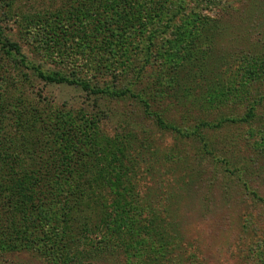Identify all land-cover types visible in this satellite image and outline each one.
<instances>
[{"label":"rangeland","instance_id":"374dc122","mask_svg":"<svg viewBox=\"0 0 264 264\" xmlns=\"http://www.w3.org/2000/svg\"><path fill=\"white\" fill-rule=\"evenodd\" d=\"M88 1L0 0V147L9 150L20 139L9 102L22 92L43 120L54 119L56 109L69 112L72 138L79 129L74 118L83 115V140H129L134 163L116 162L108 182L88 187L81 175L78 191L72 190L74 169L62 193L48 192L56 211L66 213L48 216L46 208L20 217L77 221L74 249H1L0 264H264V0H165L162 15L137 27L134 11L144 15L142 0L134 10L120 0H91L87 7ZM38 13L54 15L52 26H40ZM64 20L68 33L53 26ZM6 40L17 41L19 52L4 53ZM33 65L107 83L56 85ZM41 141L52 148L45 152ZM41 141L35 135L27 150L41 170L38 187L53 192L62 183L60 165L39 159L60 160L61 154L54 140ZM96 192L128 195L142 230L111 232L120 255L86 253L88 259L65 263L83 249L77 225L89 222L86 202ZM11 205L0 198V234L15 218Z\"/></svg>","mask_w":264,"mask_h":264},{"label":"trees","instance_id":"16d2710c","mask_svg":"<svg viewBox=\"0 0 264 264\" xmlns=\"http://www.w3.org/2000/svg\"><path fill=\"white\" fill-rule=\"evenodd\" d=\"M91 1V0H90ZM90 1L86 4L89 6ZM119 1V0H118ZM165 0H142V4L139 7V12L144 15L139 17L134 11L135 21H139L140 24H135L134 26L143 25L146 22V18L149 19L156 14L160 16L163 14L165 9ZM120 3L126 7L127 10L135 9L137 0H120ZM83 16L88 15L86 10L84 12V7L81 6ZM88 9V8H87ZM143 9V10H142ZM51 17H48V14L41 15L37 14L36 18L40 20V26L48 27L52 26L50 23ZM60 17H58L59 20ZM145 19V20H143ZM65 22V23H63ZM67 20L62 22L56 21L53 26L61 28L65 33H68L66 26ZM39 26V27H40ZM54 28V27H53ZM105 29V27L103 28ZM103 31V30H102ZM4 53L9 55L12 54V51L17 53L20 50V44L17 41H8L6 40L3 43ZM2 55L0 54V59ZM27 60L23 57L21 64H27ZM4 66L0 67V80L3 78L2 70ZM37 75L44 81L52 84H76L81 83L86 87L90 86L89 81L92 79H97L100 81L101 85H106L107 80L102 77L93 76L90 80L82 78V76L74 75L70 76L67 69L46 72L39 67L32 66ZM17 86V84H13ZM19 87V85H18ZM108 87L101 88L104 91ZM102 90V91H103ZM4 103L5 99L1 98ZM28 101L22 95V92H19V96L10 100V104L14 105L12 115L15 120V133L20 136L18 141L12 142L9 150H5L4 147H0V198L2 200H7L11 205V210L15 218H9L8 227L5 231L0 234V250H14L22 246L24 248H45L49 247L54 249L56 246L59 247L62 251L66 248H75L74 242L75 239L71 235V226L74 227L75 223H69L70 218H20L22 214H27L28 217L36 214L49 213L56 214L66 213V208H61L57 212L56 203L54 199L50 201V195L48 192L52 193V197L61 193L65 189L66 180L70 179V173L76 169L77 176L74 177L73 183L75 184L72 187V190L78 191L81 190L82 184L81 179L83 178L88 182L85 184V187L90 185H95L94 183H99L102 181L108 182L107 174L111 166L118 163H124L129 165L134 163V160L131 158V153L129 148V140L123 142L119 140L118 137L115 138H105V137H91L90 140H83V115L79 118H74V128H78L77 131H73V138L68 136L66 131L65 121L70 119L71 114L69 112H64L62 109H56L53 113V118L51 120H43L41 114L38 112L37 107H28ZM2 103L0 101V107ZM7 110V109H6ZM7 112V111H6ZM66 117L65 119H62ZM76 132V133H75ZM37 135V141H41V138L51 141L54 140L58 143L57 147L54 146L53 149L57 151L60 155V160L48 159V162H43L39 159L40 162L45 165L57 164L60 165L55 167L57 175L61 177L62 183L60 186L55 188L56 191L52 192V188L44 189L39 188L40 180H37L41 172L35 165V156L28 154L27 145L32 141L33 137ZM5 136V135H3ZM0 136V138H3ZM120 137V136H119ZM122 137V136H121ZM82 141H89L90 144H82ZM120 141V142H119ZM94 142L98 146L94 148ZM41 146L44 147V151L50 150L52 147L47 148L43 141H41ZM60 152H58L59 150ZM62 150V151H61ZM120 152V155L115 157V152ZM82 155H87V162L81 160ZM56 157V156H54ZM37 159V158H36ZM37 161V162H39ZM95 170V171H94ZM82 175V176H81ZM132 194H134V185L131 186ZM43 189L45 193H43ZM102 193V192H101ZM98 194L96 192L95 197L91 198L86 204L91 207L89 211V216L84 217L89 218V222H79L77 225L78 232L80 237H77L80 244L83 245V251L77 254V252H72L70 256H66V262H72L74 259H88L86 253L89 257L93 255H98L99 252L103 255L117 256L120 255L119 249H116L114 244H111V240L108 237L111 232H117L121 235L123 230H127L132 233L134 236L140 234L142 230L140 218H135L131 214V203L127 201V196L124 193L120 192H108L107 194ZM83 193H80L82 196ZM129 194V193H128ZM59 197V196H57ZM130 209V210H129ZM83 210V209H81ZM38 212V213H37ZM136 215H141L139 209H136ZM105 216L108 217L105 218ZM21 219V222H20ZM26 222H24V220ZM60 219V220H59ZM94 219H99L98 222L93 223ZM150 222L149 218H147ZM74 224V225H72ZM94 225V229L93 226ZM61 229L62 233L59 232ZM73 229V228H72ZM70 230V231H68ZM107 230V231H106ZM47 235V241L45 239ZM98 236H101L98 239ZM77 248V247H76ZM85 251V252H84ZM74 253V254H73ZM97 261V260H96ZM87 264V263H86ZM88 264H98L95 262L89 261Z\"/></svg>","mask_w":264,"mask_h":264}]
</instances>
